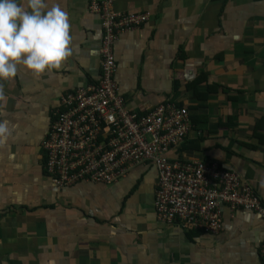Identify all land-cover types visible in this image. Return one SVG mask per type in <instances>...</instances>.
Instances as JSON below:
<instances>
[{
    "label": "crops",
    "instance_id": "1",
    "mask_svg": "<svg viewBox=\"0 0 264 264\" xmlns=\"http://www.w3.org/2000/svg\"><path fill=\"white\" fill-rule=\"evenodd\" d=\"M111 1L115 12L149 15L114 46L128 108L186 107L193 128L170 156L216 161L264 203V0ZM54 2L69 13L72 55L39 76L20 69L0 80V120L12 128L0 147V264H264L257 212L222 205L216 235L161 221L151 164L112 183H53L42 142L61 97L100 79L104 34L89 0Z\"/></svg>",
    "mask_w": 264,
    "mask_h": 264
},
{
    "label": "built area",
    "instance_id": "2",
    "mask_svg": "<svg viewBox=\"0 0 264 264\" xmlns=\"http://www.w3.org/2000/svg\"><path fill=\"white\" fill-rule=\"evenodd\" d=\"M89 2L104 31L102 74L95 84L67 91L53 112L42 142L53 183L60 188L83 180L112 183L132 166L151 164L158 175L155 209L165 223L179 220L184 229L216 235L223 228L222 204L264 216V203L239 174L216 161L170 156L193 128L186 107L167 101L144 114L128 108L115 81L114 46L122 33L145 25L149 15L115 12L111 0Z\"/></svg>",
    "mask_w": 264,
    "mask_h": 264
},
{
    "label": "clouds",
    "instance_id": "3",
    "mask_svg": "<svg viewBox=\"0 0 264 264\" xmlns=\"http://www.w3.org/2000/svg\"><path fill=\"white\" fill-rule=\"evenodd\" d=\"M72 52L71 20L59 3L0 0V80L15 78L20 69L39 76L60 68ZM11 133L10 121L0 120V147Z\"/></svg>",
    "mask_w": 264,
    "mask_h": 264
},
{
    "label": "trees",
    "instance_id": "4",
    "mask_svg": "<svg viewBox=\"0 0 264 264\" xmlns=\"http://www.w3.org/2000/svg\"><path fill=\"white\" fill-rule=\"evenodd\" d=\"M147 113V112H146ZM45 163H46V158H44V170H45V172H47L48 170H47V168H46V166H45ZM48 173V172H47ZM254 189V188H253ZM258 196H259V194L258 193H256ZM222 205H224V206H229V205H227V204H222ZM229 209H230V207H229ZM237 210H247V209H244V208H239V209H236L235 211H237ZM190 228V227H189ZM193 228H191V229H189L188 231H192V232H194V231H198V230H192Z\"/></svg>",
    "mask_w": 264,
    "mask_h": 264
},
{
    "label": "rangeland",
    "instance_id": "5",
    "mask_svg": "<svg viewBox=\"0 0 264 264\" xmlns=\"http://www.w3.org/2000/svg\"><path fill=\"white\" fill-rule=\"evenodd\" d=\"M44 153H42V155H43Z\"/></svg>",
    "mask_w": 264,
    "mask_h": 264
},
{
    "label": "flooded vegetation",
    "instance_id": "6",
    "mask_svg": "<svg viewBox=\"0 0 264 264\" xmlns=\"http://www.w3.org/2000/svg\"><path fill=\"white\" fill-rule=\"evenodd\" d=\"M53 120V119H52Z\"/></svg>",
    "mask_w": 264,
    "mask_h": 264
}]
</instances>
